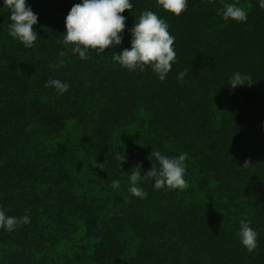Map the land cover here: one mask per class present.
<instances>
[{
	"label": "trees",
	"instance_id": "trees-1",
	"mask_svg": "<svg viewBox=\"0 0 264 264\" xmlns=\"http://www.w3.org/2000/svg\"><path fill=\"white\" fill-rule=\"evenodd\" d=\"M131 2L121 44L87 60L62 38L79 0H26L38 17L30 48L7 34L0 7V210L30 216L0 228V264H264V9L228 0L248 12L237 22L218 14L222 0H188L178 16L156 0ZM145 9L175 37L163 81L111 59ZM237 71L251 84L230 88ZM49 79L68 90L45 87ZM156 150L186 153L187 187L141 180L148 195L134 197L128 175L149 170ZM115 152L125 156L119 166ZM241 219L258 234L252 252L240 243Z\"/></svg>",
	"mask_w": 264,
	"mask_h": 264
},
{
	"label": "clouds",
	"instance_id": "clouds-1",
	"mask_svg": "<svg viewBox=\"0 0 264 264\" xmlns=\"http://www.w3.org/2000/svg\"><path fill=\"white\" fill-rule=\"evenodd\" d=\"M157 5L172 15H180L187 7L188 0H156ZM257 6L264 9V0H257ZM0 7L9 10L10 23L7 25V34L22 43L23 47L30 48L38 35L33 28L38 17L27 5L26 0H0ZM133 7L131 0H79L68 10L65 18V30L62 34L63 42L71 45L70 51L78 55L81 60H87V52L95 50L104 53L106 48H113L122 42L121 33L125 29L126 17L121 15L125 10ZM218 14L225 21L234 20L244 22L248 12L237 3L222 0ZM167 22L152 10H142L135 17V22L128 29L130 33L129 47L121 48L117 53L112 51L111 59L120 67L128 71H143L145 67L151 69L157 79L163 81L172 64L175 62L176 52L173 47L175 37L168 31ZM61 56L64 55L62 51ZM186 70L177 74L178 81H182ZM251 77L240 72H234L226 84L234 89L237 86L250 85L246 83ZM53 87L59 94L68 90L69 84L60 79H49L45 87ZM264 126V125H262ZM156 163L146 172H142L137 165L128 175V192L138 198H146L147 192L138 182L152 181L154 189L167 190L184 189L187 187L185 175L186 153L176 156L162 154L159 150L151 151ZM119 163L125 160L120 152L113 153ZM247 163V162H245ZM112 188H118L120 181H111ZM30 222V216H9L0 210V228L13 231L22 224ZM257 232L246 219L239 221L238 237L246 251L252 252L257 247Z\"/></svg>",
	"mask_w": 264,
	"mask_h": 264
},
{
	"label": "rangeland",
	"instance_id": "rangeland-1",
	"mask_svg": "<svg viewBox=\"0 0 264 264\" xmlns=\"http://www.w3.org/2000/svg\"><path fill=\"white\" fill-rule=\"evenodd\" d=\"M72 130H74V127L72 125H69L67 131L71 132Z\"/></svg>",
	"mask_w": 264,
	"mask_h": 264
}]
</instances>
